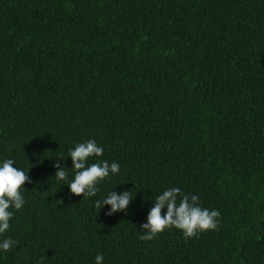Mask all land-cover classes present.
I'll list each match as a JSON object with an SVG mask.
<instances>
[{
  "label": "trees",
  "instance_id": "trees-1",
  "mask_svg": "<svg viewBox=\"0 0 264 264\" xmlns=\"http://www.w3.org/2000/svg\"><path fill=\"white\" fill-rule=\"evenodd\" d=\"M88 139L120 173L83 199L53 161L70 181ZM0 158L32 181L0 264H264V0H0ZM171 187L217 229L142 241ZM112 189L127 214L96 209Z\"/></svg>",
  "mask_w": 264,
  "mask_h": 264
},
{
  "label": "clouds",
  "instance_id": "clouds-1",
  "mask_svg": "<svg viewBox=\"0 0 264 264\" xmlns=\"http://www.w3.org/2000/svg\"><path fill=\"white\" fill-rule=\"evenodd\" d=\"M104 151V147L98 145L95 139L76 143L67 153L72 165L67 168L73 171V178L70 181L67 179L68 172L63 164L66 158L59 155L53 161L55 179L67 185L70 193L76 196H82L83 199L96 197L100 185L120 173L119 163L103 159ZM14 164H18L15 159L0 158V237L10 230V221L25 206V183L32 182L24 168L13 167ZM113 189L103 199L94 201L96 209L100 211L108 206L105 213L108 216L120 212L127 214L133 201L132 192L127 189L117 192ZM147 200H151L153 206L148 211L146 222L140 224L139 238L142 241H150L172 228L179 230L187 240L217 229L220 222L218 210L202 207L196 195L182 194L177 187L166 188L155 198L148 197ZM15 246L16 241L10 236L0 239V255ZM94 260L95 264H103L104 255L98 253ZM38 264H43V260L38 261Z\"/></svg>",
  "mask_w": 264,
  "mask_h": 264
}]
</instances>
